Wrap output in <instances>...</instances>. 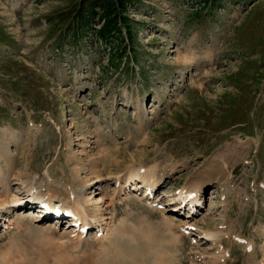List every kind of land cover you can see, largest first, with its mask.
<instances>
[{"label": "rangeland", "instance_id": "374dc122", "mask_svg": "<svg viewBox=\"0 0 264 264\" xmlns=\"http://www.w3.org/2000/svg\"><path fill=\"white\" fill-rule=\"evenodd\" d=\"M92 2L0 0L3 171L50 175L57 181L72 178L80 197L106 203L114 198V208H108L113 225L121 218L136 224L147 219L157 239L170 238L167 221L179 228L190 220L181 223L168 208L175 206L179 190L206 177L202 205L190 220L198 228L191 232L192 242L202 230L225 233L223 249L231 256L227 264L261 263L264 0H216L206 6L199 0H130L123 14L130 32L119 18L117 27H108L110 32L101 29L103 14ZM181 57L186 61H178ZM96 158L105 181L93 183L97 175H90L93 166L87 164ZM77 160L87 168L81 177L89 176V188L74 177ZM139 165L167 172L157 196L164 209L144 207L139 198L116 191L117 177ZM217 166L226 175L209 181L207 172ZM11 190L12 197L22 193L13 180ZM4 212L0 224L8 225L7 219L13 225L0 229V264H105L106 226L101 236L92 232L84 241L69 242L77 239L49 220L31 221L28 217L38 215L35 208ZM20 218L33 228L50 229L49 235L29 239L27 227H13ZM178 235L176 244H165L169 253L163 264L217 260L215 245L199 236L203 252L198 257L204 260L192 261L189 254L199 249L192 250ZM232 235L252 241L253 252L233 244Z\"/></svg>", "mask_w": 264, "mask_h": 264}, {"label": "bare ground", "instance_id": "6f19581e", "mask_svg": "<svg viewBox=\"0 0 264 264\" xmlns=\"http://www.w3.org/2000/svg\"><path fill=\"white\" fill-rule=\"evenodd\" d=\"M178 61L185 62L186 58L181 57L179 58ZM96 159H94L93 161L89 162V164H87V166H90L92 164V166L95 167V168L92 167V170L90 171V175H94V174L97 175V178L95 179V181H93V183L105 181L104 180L105 175L101 173L102 171L101 172L98 171V166L96 165V162L101 159L100 158H98L97 160ZM82 165L83 164L79 163L77 160V164L75 168L73 167L74 177L76 180L79 178L78 182L80 184H83L85 188H89L91 185H93V183L91 185L88 184L91 181L89 179V176L86 179H83L81 177L82 173L87 174L86 173L87 168L80 167ZM225 166H222V167L227 168ZM133 167H130V168L128 167L127 172H125L123 175H119L117 177V180L115 179L117 182L116 187L118 188V190L116 189V191H120V193L122 191L124 192V189H127V187L128 189L134 188L135 190H142V189L144 190V188L145 190L149 188L155 189L157 188V186H159L160 181L162 180V177L164 176V174L167 173V172L166 173L162 172V174H160L161 170L158 169L156 165L150 166L147 168L141 167L144 170H141V168L133 169ZM220 167L221 166L214 167L210 171L207 172V176H208L207 179L209 181H211L212 178H214L216 175L218 176V174L220 176L226 175V172L223 171V169ZM8 171H10V169L3 171V167L0 161V185H1L0 187H2L3 189V193H1L0 195V213L10 208L11 210L14 209V206L19 207L21 205H24L25 208H29V207H32L33 205H36L40 213L46 212L47 215H49L51 218L54 217V218H57L63 221L65 211L71 212L76 217V219L69 224V227L73 228L71 229V231H69V234H68L69 237H71L72 236L71 234L76 230L74 226L79 221L81 222L80 230H82L86 226H88V228H92L94 225H97L101 229H103V227L106 226L105 229L107 230V235L110 236L106 241L109 243V244L107 243L109 246L107 245L106 247L104 246L106 244H104L103 245L104 247L102 246L103 250H101V253H102L101 256H103V259H104V261L103 260L102 261L105 262V264H108V263L109 264H163L164 259L168 257V253H169L167 250L168 247L166 248L165 244L166 243L176 244V242L179 240L180 235L175 234L173 230V227L176 225L173 221H167L165 224L166 233L168 234L167 236L170 238L166 239L165 237L164 239H162L163 235L159 234L160 236H162L160 240L156 238L157 236L155 237V233L158 234V232H154L152 230L151 225L147 223L148 222L147 219H144V221H141V222L139 221V224H136V222L134 223L130 221V219L124 218L120 220L121 222L119 221L117 223L118 225L116 226L113 225L114 223L113 217L112 216L108 217L110 214V211H108V208L112 206L114 208V205H113V203H115L114 198H111L110 202L106 203L104 202L103 198L95 199V197L89 196L88 194H87L88 196L80 197V195L78 194L76 195L75 193L72 192L73 190H71L72 189L71 186L66 187L68 184H65L61 181L53 180L51 179L50 176H41V177L38 176L39 177L38 178L35 175H29L27 172L25 174L13 176V172L8 173ZM12 180L14 181V184L18 185V187H20L22 191V193L20 192H16V194L14 193L13 197L9 196V194L12 192L11 190ZM205 181H207L206 177H204V179L202 180V183ZM200 191H201V184L195 182L191 184L189 188H187L185 191H180L178 193L179 194L178 200L187 199L189 200L188 205L190 206L193 205V203L198 204L199 202L198 200H196V198L198 197L199 194H201ZM94 192L96 191H93L92 194ZM17 194H19L20 198L18 197ZM126 195H127V198H129V195H131V193H128V194L126 193ZM189 195H193V197L191 199H188ZM47 206H49L50 209H48ZM24 220L25 219L20 218L16 222V226H13V227L18 228L19 229L18 231H20L21 228L24 229L23 227L25 228L27 227V234L28 236L30 235L31 237L29 239L44 240L46 238V235H49L48 231L50 229L47 230L44 228L42 230L43 227L33 228L32 224H30L29 222L26 223ZM5 221L8 222V225H6L4 228H9L10 224L13 223V222L9 223V220H5ZM189 221L186 220L183 223V225H180V227L184 229H186L185 226L189 227L190 225L196 227V225L190 223ZM200 236H202V239L205 243H212L215 246L217 245V247L219 248L221 245L219 238H221L223 235H221V232L216 233V231L215 232L203 231ZM75 238L77 240L70 239L69 242L70 241L79 242L78 240H81V237H75ZM122 244H125L124 249H121ZM247 245L250 246L249 243H247ZM109 247H112V248H109ZM225 254L226 252H222V251H218L217 254H214V257H216L217 260L214 258L216 261L213 262V264H217L218 261L221 262V259L225 256ZM105 256H107L108 259H105ZM199 258L200 257H198V259ZM222 261L224 262V260ZM259 264H264V261H261V263Z\"/></svg>", "mask_w": 264, "mask_h": 264}, {"label": "trees", "instance_id": "16d2710c", "mask_svg": "<svg viewBox=\"0 0 264 264\" xmlns=\"http://www.w3.org/2000/svg\"><path fill=\"white\" fill-rule=\"evenodd\" d=\"M102 0H93L92 4L95 8L98 7L103 16V24L101 26V29L108 30L109 26L117 27V20L118 18L122 21L121 25L125 28L128 26V21L129 20L125 14L128 9H127V4L128 2L130 3V0H104L102 1L101 5H98L99 2ZM211 0H202L203 4L208 3ZM95 11L93 8L90 10V12ZM105 20H107V23H105ZM107 26V27H106ZM117 29V28H115ZM127 32H130L129 29L127 28ZM109 31V30H108ZM110 32V31H109Z\"/></svg>", "mask_w": 264, "mask_h": 264}]
</instances>
